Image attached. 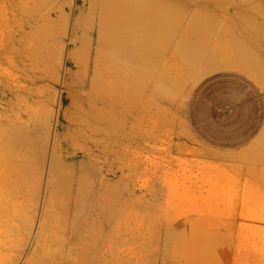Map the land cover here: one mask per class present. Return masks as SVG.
<instances>
[{
    "label": "rangeland",
    "instance_id": "obj_1",
    "mask_svg": "<svg viewBox=\"0 0 264 264\" xmlns=\"http://www.w3.org/2000/svg\"><path fill=\"white\" fill-rule=\"evenodd\" d=\"M115 1L112 6V0H0V82L9 81L14 85L13 106L8 105L7 112L13 113L9 116L12 121H19L15 128L22 134L16 150L9 154L17 163L15 173L6 180L0 176V234L3 235L0 240V259L3 261L0 264L9 261V264H26L27 257L31 258L42 210L49 196L46 184L52 155L71 153L83 136L86 138L91 134L82 127V122L87 119L83 59L88 50L98 47L95 44L99 32L109 35L102 36L101 45L106 50L109 49L108 37L111 39L110 35H113L108 26L98 32L100 9L110 5L111 8L104 6V9L106 7L108 14H112V7L123 4L118 9L121 12L123 8V15L133 7H141L144 2H151L156 7H175L169 17L177 27L164 28L141 38L140 54L147 64L144 79L132 88L130 98V105L140 109L141 118L134 119L131 115L126 125L113 121L112 137L104 144L116 158L121 152L125 153V184L117 178L103 180L104 172L94 169L96 166L81 172L88 186L84 187V181L80 199L83 196L84 200H89L82 199L79 208L86 205L84 209L87 210L90 198L95 196L96 200L95 251L101 245L102 231H108L109 222V227L117 233L107 240L112 264H264V148L213 150L194 138L185 121L187 98L207 76L198 72L209 59L210 50L223 52L221 59L216 58L221 69L246 64L232 59L241 51L238 46L243 42L246 43L241 45L245 47V54L253 55L254 60L257 56L264 57V0ZM107 12L103 10L105 14L102 15L111 17ZM66 15L71 16L70 19ZM65 18L71 22L67 24ZM77 19L82 20V28L77 31L78 42L74 44L73 26ZM121 35L123 33L119 37ZM252 36L256 37L253 39ZM235 42L240 44L237 46ZM120 46L123 50L124 44ZM63 47L72 58L65 55L66 63L60 64L58 57ZM155 80L160 81L156 94L152 91ZM29 118L32 133L27 135ZM89 127L94 126L89 124ZM3 128L6 130L1 125L0 138L5 132ZM122 129L125 140H119ZM122 143L124 150L117 146ZM2 148L0 143V152ZM79 165L75 166L76 176ZM65 171L61 193L67 197L71 194V205L75 200L76 181H72L71 186V173ZM100 179L104 191L93 192L100 186ZM90 187L94 189L90 191ZM84 193L88 197L85 198ZM8 205L12 206L11 211L16 209L11 212ZM69 205L72 211L73 205ZM17 210L20 212L16 213ZM19 217H22L21 221ZM119 232L124 235L117 238ZM24 237L29 239L27 243ZM8 239L11 244H7Z\"/></svg>",
    "mask_w": 264,
    "mask_h": 264
},
{
    "label": "bare ground",
    "instance_id": "obj_2",
    "mask_svg": "<svg viewBox=\"0 0 264 264\" xmlns=\"http://www.w3.org/2000/svg\"><path fill=\"white\" fill-rule=\"evenodd\" d=\"M101 1H103V0H101ZM112 1H113V4H110V5L113 6L115 0H112ZM120 1H122V0H120ZM139 1L143 2L141 0H139ZM96 2H94V3H96ZM115 2L118 3L119 1L118 2L115 1ZM11 3H13V2L11 1ZM66 4H67V2H66ZM105 4L108 5V3H106V2H105ZM173 4H175V3H173ZM110 5H108L109 8H111ZM120 5H122V7L124 6L123 4H120ZM120 5L117 4V6H116L117 8L115 6H114V8L112 7V9H111L112 14H108L109 11L107 12V9H106L107 6L106 5H104V6H106L105 9H104V6L100 9L102 13H103V10H105L108 15H111V17H108V18H111L112 21L111 22L107 21L108 20L107 15L103 16L101 13V18H100L101 22L99 23L98 28H97L98 32H99V30L101 31L103 29V27L108 26L109 27L108 29L113 33V35H110L111 39H109V37H108V40H110V41H108L109 42V49L106 50V48L102 47V45H101L102 44L101 42L103 40L102 36H104V35H101L102 32L101 33L99 32L97 35V39L95 38L96 39L95 45L98 44V47L96 49H92L90 51L88 50L87 54L85 55V57L83 59L84 60L83 66L85 67V75H86V81L83 84V88H84L83 96H84V101H85V105H86L85 114H86L87 119L82 122V127H84L87 131H90L91 134H89L86 138L83 136V140L80 141V143L74 145V147L71 149L72 150L71 153L61 152L58 156H56L55 154L52 155V160L50 162L49 172H48V180H47V184H46V190H47V193L49 196H48V199L45 198L46 199V205L44 207V210H42V211H44L43 215H42V220L39 223L38 234L36 235L37 237L35 239V242L33 243V244H35V246H33V249L31 248L32 256H31V253H30L31 251H30L29 255L31 256V258L27 257V259H26L27 261H25L26 264H112V262H113V256H112V253L110 251V247L107 244V240H109L110 238L113 239V237L117 233H114V231L109 227L110 226L109 222L107 223L108 226L105 224V227L107 226L106 228L108 229V231L105 230L106 228L102 227L105 230L104 232L102 231V233L104 235L99 236V238L101 240V245L98 247V250L95 251V249L97 248V246L95 244V241L97 238V234L95 232V227H97V224L95 225L96 222H95L94 216H96L97 209H96V205H95V201H96L95 196L92 197L93 193L91 194V192H90L92 198H90V201H89L90 206L87 207L88 209L87 210L84 209V207L86 206L85 204H84L85 206H83L81 209L79 208L80 201L82 199L84 200L83 196H81L82 199H80V193H83L82 189H84L83 185H84V181H85V179H83V177L81 176V174H83L81 172L87 171L89 169H93V166H96V167H94V169L99 168L100 171L104 172V179L102 177L103 180L112 181V180H115L117 178L118 182L125 184V177H126L125 171L127 169L126 164H125V161H126L125 160V153L121 152L119 154V156L116 158L115 156H113V153L109 150V148L106 147L104 144H105L106 140H108L110 137H112V133H111V128H112L111 126L112 125L111 124H113V121L114 122L118 121V124L122 123V124L126 125V122L128 121V119H130L131 115L134 117V119L139 120V118H141L140 109L136 105H135L136 107L135 106L132 107L130 105V98L132 95L131 90H132V88L134 89V86L136 84H138L137 82L144 75V66L147 64V62H146V64H144V61H146V58L144 59V57H142L144 59V60H142L141 56H143V54H140L141 53L140 44L142 43V42H140V41H142L141 38L143 37V35H146L148 33H152L155 31L160 32L164 28L167 29V28L174 27V26L177 27L176 22L170 20V17H169L172 15V12H174L175 7H171V6L165 7V8H163L162 6L156 7V6L152 5L151 2H146V3L144 2V5H142L141 7H136V8L133 7L132 9L129 8L130 10L126 11L125 13L123 12L124 14L122 15L121 12H122L123 8L121 9V12L118 10L119 8H121ZM62 6H64V5H62ZM101 6H102V2H101ZM130 7H132V6H130ZM196 9H197V7H194V10H196ZM124 11H125V9H124ZM63 14H64V10H63ZM91 14H95V12L94 13L92 12ZM103 14H105V13H103ZM70 17L67 16V18H69V19H70ZM255 17L257 18V16H255ZM172 19H174V18H172ZM65 20L66 21H64V22H66V23L69 21L71 22V20L68 21V19H66V18H65ZM94 20L95 19H93L92 22H94ZM174 20H176V19H174ZM254 20H255V18H254ZM106 21L109 23L107 24ZM259 21H260V19H259ZM92 22H90V23L93 24ZM254 22H256V21H254ZM249 26H250V24H249ZM81 28H82V20L77 19L75 26H73L72 42L74 44H77V42H78L77 41L78 37H76V33H77V31H80ZM93 28L94 27H92V29ZM195 28H197V27H195ZM233 30H234V28H233ZM170 31H172V30H170ZM92 32H93V30H92ZM66 33H68V32H66ZM89 33L90 32H88V34ZM121 33H123V35H121V37H119ZM103 34H105V33H103ZM66 36H67V34H66ZM106 36H109V35H106ZM106 36H104V37H106ZM252 38H253V36H252ZM90 42H92V41H90ZM120 42L124 44V46L122 47L123 50H121V46H120L121 43ZM105 43H107V42H105ZM235 43H234V45H235ZM243 43H241V45ZM88 44L91 45V43H88ZM237 44L238 43H236V45ZM244 44L246 45V43H244ZM241 45H239L240 47L238 46V49H241V50L245 49V47H243ZM142 46H144V45H142ZM218 50L219 49L210 50L211 52L209 55L210 56L209 60L211 61V64L212 63L213 64H219V60L217 62L216 58L221 59L220 58L221 52L219 51V53H218ZM236 50H237V48H236ZM221 54L223 55V52ZM57 55L59 56L58 53H57ZM65 55L66 56L68 55L70 58H72L71 53L67 52V50L65 52L64 47H63V48H61L60 56L58 57L60 64L66 63L67 58L65 59ZM238 55L240 56V51H238V53L232 58H236V57H238ZM252 56L253 55H249L248 58H251ZM73 59H74V57H73ZM222 61H223V58H222ZM10 64H11V62H10ZM0 67H1V65H0ZM9 74H13V73H9ZM10 78H12V77H10ZM142 79H144V78H142ZM8 82H5V81L0 82V117H1V122H2L1 125L6 127V130L3 128V130H5V132H3V135L0 138L1 139L0 143L3 146V148L1 149V152H0L1 153L0 155L2 157L0 159V176L2 177V180H4V179L6 180L10 176H12L16 171L17 163L15 164L13 162V160L11 159L12 156L9 157V154L16 150L18 140L20 139V136L22 135V134H19L20 132L18 133L17 132L18 130L15 128L16 126L17 127L19 126V123H18L19 121L18 122L12 121L13 118L11 119L9 116L12 115L13 113L7 112V107H8V105L12 104L11 100L14 97V88H13L14 85L12 86L11 83L10 82L8 83ZM159 82H160L159 80L158 81L155 80V82L153 83L152 91H154L155 94L158 91ZM157 84H158V86H157ZM171 88L173 89V87H171ZM13 103H14V101H13ZM12 106H13V104H12ZM18 109H20V108H18ZM18 109H17V111H18ZM9 111H10V109H9ZM7 113H9V115ZM30 115L31 114L29 113V116ZM17 119H19V117ZM20 120H22V119H20ZM22 121L24 122V120H22ZM27 122H28L27 124H28L29 130L25 134L29 135V133H32V131L30 132V124H31L30 118L28 119ZM16 123H18V124L16 125ZM22 124H24V123H22ZM89 124H92L94 127H92V128L89 127ZM103 127H105V130ZM31 130H33V129H31ZM119 132H121V136L119 137V140H122V139L125 140L126 139L125 130L122 129V130H119ZM27 139H28V137H27ZM24 140H25V142H27L26 139H24ZM39 144H41V143L39 142ZM28 145H27V147H28ZM33 145H34V143H33ZM33 145L31 147H33ZM35 146H37V144H35ZM117 146L122 147V149L124 150L125 145L123 143L121 145H117ZM25 151H26V149H25ZM15 153L18 155L17 152H15ZM20 154H19V156H20ZM14 157H15V155H14ZM16 158H17V156H16ZM88 160L91 161L90 164L86 163ZM77 163L80 164L79 165L80 170L77 171V173L78 172L79 173L76 176L75 175V172H76L75 166ZM65 169H67L71 173L70 174L71 175V178H70L71 181H69V184H71V186H72V183H73L72 181H74V180L76 181L75 182L76 187H74V189L76 188L74 190V192L76 191V194L73 192L76 196L74 195L73 198H75V200L73 199L74 200L73 204H71V205H73L72 211H70L69 210L70 207H68V205L70 204L71 199H72L71 194L68 195V197H67V194H66V196H64L61 193L63 171H65ZM67 174H68V172H67ZM74 175L76 176L77 179L74 178ZM67 177H69V176H67ZM102 179H100V180H102ZM103 180H102V182L99 181V182H101V184L99 187H97V189L90 187V191L92 189H94L93 192L104 191L103 190V185H104ZM13 181H11V182L13 183ZM99 182H98V184H99ZM85 184H86V186H84V187H87L88 186L87 182ZM10 185H8V186H10ZM18 185L20 186V184H18ZM63 188H65V187H63ZM71 189H72V187H71ZM18 190H20V188ZM14 192H16V190ZM9 193H10V191H9ZM99 194H100L99 196H101V193H99ZM8 196H10V195H8ZM16 196L18 197L17 194H16ZM84 196H85V198L88 197V196H86V194ZM22 197H23V195H22ZM18 200H20V199H18ZM85 200H89V199H85ZM3 203H5V202H3ZM0 204H2V203H0ZM71 205H69V206H71ZM97 205L99 206V204H97ZM14 206H16V204H14ZM2 207H4V206H2ZM8 208L11 211L12 206H11V208H10V206ZM15 209H13V210H15ZM83 209H84V211H83ZM13 210L11 212H13ZM20 210H21V208H20ZM18 211L19 210H17L16 213L20 212V211L19 212ZM2 212H4V210H2ZM11 212H9V214H11ZM12 215H15V214H12ZM21 216H23V215H21ZM15 217H17V215L14 216L13 218H15ZM20 218H22V217L18 218L19 221H21ZM9 219H11V218H9ZM25 219H27V218L25 217ZM28 220H30V219H28ZM26 221L27 220H25L23 222L25 223ZM11 222L14 223L13 221H11ZM11 222H9V223H11ZM23 222H22V224H23ZM15 223H14V225H15ZM16 225L19 226L20 224L16 223ZM23 226H25V225L23 224ZM25 227L23 230H26ZM15 228H16V226H15ZM13 229L14 228H12V231H13ZM28 230H29V228H28ZM98 232L100 233V230ZM17 233H18V231H17ZM23 233H25V231ZM26 233H27V231H26ZM28 233H29V231H28ZM20 234L22 235L21 231H20ZM1 235L2 234H0V236ZM123 235L124 234L120 233V234H118L117 238H119ZM2 236H1L0 240H3ZM28 236H26V237H28ZM7 238H9V237H7ZM8 240L6 241L7 244H8V242H10V240L9 241ZM28 240L29 239H26L25 242L27 243ZM6 242H4V243L6 244ZM25 242H23L24 245L26 244ZM4 243H3V245H5ZM96 243H99V242H96ZM9 244H11V242ZM1 245H2V243H1ZM6 248H5V250H6ZM8 248H12V246H10ZM4 253H6V252H4ZM4 253H3V255H4ZM3 255H2V257H3ZM18 256H20V255H18ZM0 261H1V259H0ZM15 261H16V259H15ZM9 263H10V261H9ZM11 263H12V261H11Z\"/></svg>",
    "mask_w": 264,
    "mask_h": 264
},
{
    "label": "crops",
    "instance_id": "obj_3",
    "mask_svg": "<svg viewBox=\"0 0 264 264\" xmlns=\"http://www.w3.org/2000/svg\"><path fill=\"white\" fill-rule=\"evenodd\" d=\"M244 52L236 59L246 64L235 67L221 69L209 59L203 63L198 74L207 76L187 98L188 129L213 150L264 148V57L254 60Z\"/></svg>",
    "mask_w": 264,
    "mask_h": 264
}]
</instances>
